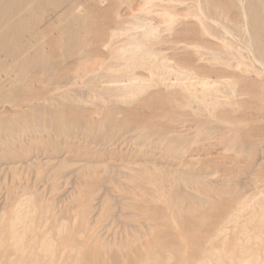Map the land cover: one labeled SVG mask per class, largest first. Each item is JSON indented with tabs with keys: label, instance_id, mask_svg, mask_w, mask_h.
Segmentation results:
<instances>
[{
	"label": "rangeland",
	"instance_id": "374dc122",
	"mask_svg": "<svg viewBox=\"0 0 264 264\" xmlns=\"http://www.w3.org/2000/svg\"><path fill=\"white\" fill-rule=\"evenodd\" d=\"M75 1L77 21L49 7L30 20L50 66L29 52L19 82L0 77V264H264V70L223 66L225 43L191 27L195 37L162 31L150 41L170 65L164 77L109 74L126 40L110 37L115 5ZM9 39L0 37V67L11 63ZM178 64L220 81L214 111L187 94ZM128 78L146 88L121 96Z\"/></svg>",
	"mask_w": 264,
	"mask_h": 264
},
{
	"label": "bare ground",
	"instance_id": "6f19581e",
	"mask_svg": "<svg viewBox=\"0 0 264 264\" xmlns=\"http://www.w3.org/2000/svg\"><path fill=\"white\" fill-rule=\"evenodd\" d=\"M109 2H113L115 5L114 15L110 18V22L112 21V23H114V25H117L115 28L110 29V31H109L110 37L122 36L126 39L123 42V44H121V46L118 47V49L115 51L116 56L122 62H120V64L117 66L108 65L106 70L109 74L112 71H114V73H115V71H117V70L124 69L128 72L132 71L131 74L133 76L134 74L137 73V72L134 73L136 68H144L146 70L147 69L149 70L148 71L149 74H151L150 72H152V73H156V76L159 75V76L164 77V75H166L167 71L169 70L170 65L168 64L169 66L167 65L168 66L167 67L164 64V61L160 59L161 57L160 58L158 57L159 56L158 52L156 54V52L152 50V46H150V41H152L153 38L161 36L162 31H166L167 32L166 34H168L167 36H173L175 33L182 31L181 34H183L182 36L184 38L191 37V36L195 37L196 34L193 32L191 27H193L194 29H196L198 31V35L203 40H205L204 38H210V39H217L218 41H222L223 43H225V46L223 44L224 47L223 46L221 47V49L223 48V50L221 51V54H219L220 52L216 53L217 55H220V57L218 58V61L221 62L223 64V66H226V67L232 68V69L240 70L243 73H249L251 70H253L252 69L254 67L253 64L257 63V67L259 66L261 69L264 70V0H107V4ZM48 7H49V9L60 8L62 18L65 21H72L75 19L77 21V18L79 17V13H78L79 9H77V8L80 6H78V4L76 3L75 0H0V37L3 35H10V39L8 41V50H9L10 57H11V63L9 64L7 62V64H9V65L0 67V77H8V78L10 77L13 79V77L16 76L17 72H19V71L21 72L22 70H25L28 66H30L31 60L26 57L27 53H29V52H36L35 64H38L41 69H45L47 67V65L50 66V64H48V61H47L48 59L46 58V56L44 54V49H45L44 31H42L40 29V27H38L39 24L37 25V27H35L34 23H33V25L30 24L31 19H35V18L37 19L39 17H42L46 8H48ZM42 19H43V17H42ZM42 19L40 18L39 20L42 22ZM80 19H81V17H80ZM72 25H73V23H72ZM256 26H258V28H256ZM182 27H183V30H181ZM67 30L69 31L68 27H67ZM68 31H67V34H68ZM69 37L70 36L67 35V38H69ZM243 37H245V40H246L245 44H247L246 46H244L245 44L244 45L241 44ZM4 47L6 48L5 45H2V46L0 45V48H4ZM193 47H196V49L197 48L200 49L199 47H203V46L200 44H194ZM182 48H183V46H182ZM182 48H180V49H182ZM205 50H208V49H205ZM220 50H218V51H220ZM20 53H21V57H17L18 54H20ZM242 53L246 57L244 59L245 61L241 59V57L243 56ZM240 55H242V56L240 57ZM238 57H240V59H238ZM162 58H165V57H162ZM242 58H244V57H242ZM213 60L217 61V58L213 57ZM260 68H257L258 70L256 68L255 69L257 71H260L259 70ZM48 69H50V67H48ZM255 69H254V71L256 72ZM170 70H171V68H170ZM172 71H174V73L181 74L184 76L185 79L188 78V80H190L189 83L184 81L183 79H182L183 82L181 81V83L186 82V84H187V85H183V86H186L184 89L186 90L187 94L192 98H198L199 100H201L207 106V109L209 111H214L216 109V107L218 105H220V99H219V92L221 91V88L219 86L220 81L214 80V79L211 80L207 76L197 74L193 70V67H191L190 65H186V64H178L177 67L174 68ZM172 71L169 72V76H170V73ZM50 72H52V71H50ZM114 73H112V74H114ZM124 73H126V72L124 71ZM124 73H122V74H124ZM258 73H260V72H258ZM249 74H251V73H249ZM153 76H155V75H153ZM159 76L157 77L158 80H159ZM175 76L176 75L174 74V77ZM16 77H15V79L18 81V79ZM136 77H138V76L134 75V77H132V78L134 79ZM119 78H122V77L120 76ZM132 78L129 79L128 84H126L127 80H123V82L126 81V83H125L126 85H124V83L122 82V85H124V86L120 85L121 84V81H120L119 84H117V85L118 86L120 85L121 86L120 89H122V90L117 88V90L115 89V91H117V92L119 90L122 91L121 96H123L125 98L133 96L134 94H137L139 92L140 93L143 92V90H144L143 88H146L145 86H143V83L139 80L138 81L141 83L130 82L133 80ZM136 79H138V78H136ZM162 79H161V81H162ZM166 79H167V77H166ZM52 80H54V79L52 78ZM113 80L114 81L109 80V82L111 81V82L115 83L116 80L115 79H113ZM17 81H16V84L19 82V81L18 82ZM144 81L145 80H143V82ZM177 81L179 82L180 79ZM226 82H228L230 85L232 84L235 86V82H233V81L226 80ZM110 83H108V84H110ZM114 83H111V84H113V87H114ZM169 83H170V80H169ZM145 84H147L146 81L144 82V85ZM170 85H171V83H170ZM176 85H177V83H176ZM223 97H225V100L228 101V98H226V96H223ZM221 105H222V103H221ZM55 108H56V106H55ZM58 109L60 110V108H58ZM232 110H234V109H232ZM213 116H214V114H213ZM59 117H57V119ZM61 118H63V117H61ZM31 120H32V118H31ZM62 121H61V124L62 125L65 124V123H63L64 121L63 122ZM58 124H59V122H58ZM68 125L71 126V123ZM36 126H35V128H36ZM39 126L40 125L38 124V130L40 131L41 127L39 128ZM57 126H59V125H57ZM75 126H77V125H75ZM27 127H25V128H27ZM71 127H74L73 124ZM71 127H69V130L71 129ZM32 128L34 131L35 130L34 127H31V129ZM67 128H65V129L67 130ZM5 129H7V128H5ZM27 129L31 130V129H29V127ZM62 129H64V128H62ZM89 129H91V131L93 130V128H89ZM115 129H117V128H115ZM43 131H45V130H43ZM63 131H61V132L64 133L65 131L64 132ZM88 132H89V130H88ZM35 133H36V131H35ZM67 133H69V131ZM18 135H21V134H18ZM34 136H35V134H34ZM16 138H18V137H16ZM226 141H227V139H226ZM160 142H162V141H160ZM223 142H225V140ZM219 144H220V142H219ZM230 149H232V148H230ZM147 181L149 183V180H147ZM154 182H156V180ZM150 185L151 184H149V186ZM151 187H153V186H151ZM145 189H148V188L145 187ZM255 198H257V197H255ZM194 199H196V198H194ZM244 206L245 207L249 206V203L244 205ZM17 208H21V207H17ZM241 209L242 208H240V210ZM17 210L15 209L13 211H17ZM25 210H27V209H25ZM261 211H262V207L260 209V214L262 213ZM21 212H22V210H21ZM11 214L13 217V213H11ZM22 214H24V212H22ZM22 214H19V215H21V218L23 216ZM14 215H15V213H14ZM261 216H263V215H260L259 218ZM18 220H19V218H18ZM13 222H11V224ZM16 225H18L17 221H16ZM11 226H12V228H14L13 225H11ZM10 230H11V228H10ZM19 237L17 239H19ZM257 237H254V239ZM258 238H260V237H258ZM17 243H18V241H17ZM47 244H49V243H47ZM53 244H51L50 246H52ZM40 246H41V244H40ZM13 247H14V245H13ZM44 248H42V249H44ZM147 252H149V251H147ZM257 257H256L254 264H256V261H258ZM244 261H245V258L242 260V262L245 263ZM247 262H250V261H246V264H248ZM202 264H204V263H202Z\"/></svg>",
	"mask_w": 264,
	"mask_h": 264
}]
</instances>
